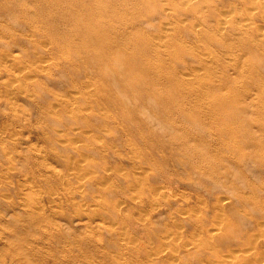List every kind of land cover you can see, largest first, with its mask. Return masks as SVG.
<instances>
[{"label":"rangeland","instance_id":"1","mask_svg":"<svg viewBox=\"0 0 264 264\" xmlns=\"http://www.w3.org/2000/svg\"><path fill=\"white\" fill-rule=\"evenodd\" d=\"M85 1L0 0V264H264V0Z\"/></svg>","mask_w":264,"mask_h":264},{"label":"bare ground","instance_id":"2","mask_svg":"<svg viewBox=\"0 0 264 264\" xmlns=\"http://www.w3.org/2000/svg\"><path fill=\"white\" fill-rule=\"evenodd\" d=\"M186 2V6L188 7H185L188 10H191L193 12H196V16L198 15L197 13V3L199 2V0H185ZM136 3V2H135ZM134 3V6L136 5ZM133 4L129 3L128 0L127 1H124V0H89V1H85L82 3L81 5V8L82 10H84V14H85V23L86 21H91V20H94L93 23H91L89 26L85 25L84 27V32H88L90 34V32L96 36H98V39L100 42L104 43L105 47H106V52L108 54V57L110 56V59L108 60L109 63L110 61H112V65H113V62H117L118 60H126L128 61V58L125 54L126 52V49H127V44H126V41L128 40L129 36H131V40H132V37L133 35L135 34V31H137V27H135V25L130 26L131 23H128V24H125L124 22H120V19H121V16H122V13L123 11H126L130 6H132ZM225 18V17H224ZM112 20H115L114 23H116L115 25H113L114 29L113 31H116V32H113V35H110L108 37V32H112L111 30V25L113 24ZM99 23H97V22ZM104 21V23H103ZM223 21V20H222ZM226 22V21H225ZM70 23H72V21L70 20ZM76 23V22H75ZM228 23V22H227ZM222 24V23H221ZM219 25L221 27H223V25ZM224 24V23H223ZM165 25V24H164ZM167 25V23H166ZM225 26V25H224ZM191 27V26H190ZM218 27H216V30H217ZM128 29V31H127ZM76 32H78L77 29H75ZM193 31L195 32H201L202 31V27L200 25V23H197L196 25H193ZM220 31V30H218ZM192 32V31H191ZM222 32V31H221ZM97 34V35H96ZM194 34V33H192ZM127 35V36H126ZM195 36V35H194ZM197 37V35H196ZM130 39V38H129ZM85 40V38L83 39ZM87 40V39H86ZM197 40V39H196ZM95 41V40H94ZM133 41V40H132ZM198 41V40H197ZM133 44V43H132ZM126 45V46H125ZM132 46V45H131ZM135 48V46H134ZM130 50V49H129ZM138 50V48H137ZM131 51V50H130ZM134 51V50H133ZM145 51V50H144ZM137 52V51H136ZM140 52V50H139ZM146 52V51H145ZM263 55H264V51L262 52ZM141 54V53H140ZM148 55V53H147ZM147 55L145 54L146 58H147ZM152 55V54H151ZM144 57V56H143ZM153 57H155V55H153ZM157 58V57H156ZM153 59V58H152ZM145 60V59H144ZM150 61V60H149ZM154 61V60H152ZM199 64L202 66L203 62L205 60H202L200 59L199 60ZM120 62V61H119ZM235 62V60H234ZM121 63V62H120ZM232 63V62H231ZM233 65V64H232ZM237 66V65H236ZM233 67V66H232ZM231 65H230V68H232ZM107 69V67H105V70ZM116 71V68L114 69ZM196 70L194 69V72L193 74L191 75V77L193 75H196ZM113 74V66L112 68L110 69V73L109 74ZM183 74L185 72H182ZM106 74L103 73V76L104 77ZM215 74V73H214ZM94 75V74H93ZM92 75V81H93V86L95 85V83L98 84V89L100 90V92L105 96V100H98L96 101L95 106L97 108V110H100V111H105L107 108L110 109L112 108L113 110L115 109H118L120 110L124 104L123 102H121L119 100V98L113 94L109 88H108V81L106 80H103L102 78H100V76L98 75V78L97 76H94L93 77ZM187 75H189V73L187 72ZM217 76V75H215ZM214 76V77H215ZM91 77V76H90ZM102 79V80H100ZM186 80V81H189V78H185L183 77L182 75V79L181 80ZM226 78L223 79L222 82H224ZM88 81V80H87ZM220 81V80H219ZM216 80V84H218V82ZM182 82V81H181ZM221 82V83H222ZM88 83V82H87ZM90 84V82H89ZM182 84V83H181ZM220 84V82H219ZM229 84V85H228ZM83 85V84H82ZM86 86V84H84ZM215 85V84H214ZM214 85L211 86V89H210V92L212 93V91L214 90ZM231 85L230 81L228 79L225 80V82L223 83V87L225 86V88H228L229 86ZM81 86V85H80ZM88 86V84H87ZM222 86V85H221ZM84 87V86H83ZM87 88V87H86ZM219 88V87H218ZM80 90V88H79ZM82 90V88H81ZM97 91V90H96ZM93 92V91H92ZM111 92V94H110ZM97 93H99V91H97ZM208 93V91H207ZM209 94V93H208ZM72 95V94H70ZM207 96V95H206ZM202 97V96H201ZM61 98V97H60ZM58 98V99H60ZM69 98V96H68ZM63 99V97H62ZM61 99V101H62ZM73 99V98H72ZM200 100V98H198ZM71 100V98L69 99ZM59 101V100H58ZM74 101V99H73ZM100 101H101V105L99 106L100 104ZM86 102V100L84 101ZM80 103V102H79ZM81 104V103H80ZM78 105V103H77ZM72 106V105H71ZM81 112H84L83 109L80 110ZM110 111V110H109ZM106 112V111H105ZM101 113V112H100ZM117 119V118H116ZM119 122V121H118ZM73 144V143H72ZM67 145V144H66ZM74 145V144H73ZM70 146V144H69ZM71 148V147H70ZM84 169V168H83ZM87 170V169H86ZM219 203V202H217ZM222 203V202H221ZM98 204V203H97ZM223 204V203H222ZM221 204V205H222ZM100 205V204H99ZM97 206V205H96ZM99 208V207H97ZM89 223V222H88ZM90 224V223H89ZM166 233V232H165ZM207 234H212V233H207ZM208 236V235H207ZM212 236V235H211ZM182 245V244H180ZM179 245V246H180ZM184 245V244H183ZM186 245V244H185ZM187 246V245H186ZM243 256V255H242ZM245 256V255H244ZM225 258V257H224ZM235 258V257H234ZM244 258V257H243ZM152 259V258H151ZM248 260L250 259L249 257L247 258ZM215 260V259H214ZM241 260V259H239ZM238 260V261H239ZM253 260V259H251ZM249 260V262L251 261ZM233 261V260H232ZM221 262V261H220ZM214 263V262H213ZM248 263V261L246 262V264ZM257 263V262H256ZM216 264V263H215ZM220 264V263H219ZM224 264V263H223ZM227 264V263H226ZM234 264V263H233ZM240 264V263H239ZM259 264V263H258Z\"/></svg>","mask_w":264,"mask_h":264}]
</instances>
